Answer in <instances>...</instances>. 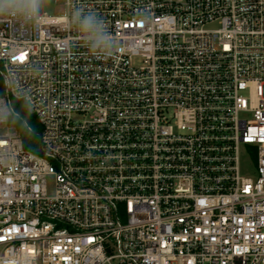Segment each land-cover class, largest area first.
Segmentation results:
<instances>
[{
    "label": "built area",
    "instance_id": "obj_1",
    "mask_svg": "<svg viewBox=\"0 0 264 264\" xmlns=\"http://www.w3.org/2000/svg\"><path fill=\"white\" fill-rule=\"evenodd\" d=\"M56 1L0 18V103L41 127L0 124V264H264V0Z\"/></svg>",
    "mask_w": 264,
    "mask_h": 264
},
{
    "label": "clouds",
    "instance_id": "obj_2",
    "mask_svg": "<svg viewBox=\"0 0 264 264\" xmlns=\"http://www.w3.org/2000/svg\"><path fill=\"white\" fill-rule=\"evenodd\" d=\"M42 0H23L15 3L13 0H0V18L11 16L13 12L23 15L27 20H32L39 15ZM69 25L74 27L94 54L107 55L115 50L116 42L108 31L105 22L96 14L76 9L70 16ZM9 120L23 124V118L16 109L7 101L0 103V124Z\"/></svg>",
    "mask_w": 264,
    "mask_h": 264
},
{
    "label": "trees",
    "instance_id": "obj_3",
    "mask_svg": "<svg viewBox=\"0 0 264 264\" xmlns=\"http://www.w3.org/2000/svg\"><path fill=\"white\" fill-rule=\"evenodd\" d=\"M14 105L21 113L23 118L26 119L33 127V132H28L23 124L21 125V123L18 121L11 120V124H14L17 127L23 142L24 149L36 153L38 151L39 135L41 132L39 122L34 115L29 113L28 108L24 103L16 100L14 101Z\"/></svg>",
    "mask_w": 264,
    "mask_h": 264
},
{
    "label": "rangeland",
    "instance_id": "obj_4",
    "mask_svg": "<svg viewBox=\"0 0 264 264\" xmlns=\"http://www.w3.org/2000/svg\"><path fill=\"white\" fill-rule=\"evenodd\" d=\"M63 10V4L56 0H42V11L48 15H59ZM23 103V102H22ZM243 168L248 172L255 171V163L250 159H245Z\"/></svg>",
    "mask_w": 264,
    "mask_h": 264
}]
</instances>
